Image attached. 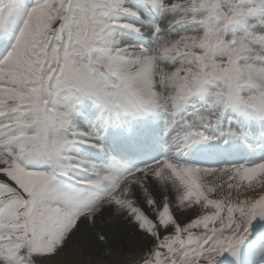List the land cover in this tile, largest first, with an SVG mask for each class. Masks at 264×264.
<instances>
[{
    "label": "snow or ice",
    "instance_id": "6c2138e0",
    "mask_svg": "<svg viewBox=\"0 0 264 264\" xmlns=\"http://www.w3.org/2000/svg\"><path fill=\"white\" fill-rule=\"evenodd\" d=\"M0 264H264V0H0Z\"/></svg>",
    "mask_w": 264,
    "mask_h": 264
},
{
    "label": "rangeland",
    "instance_id": "374dc122",
    "mask_svg": "<svg viewBox=\"0 0 264 264\" xmlns=\"http://www.w3.org/2000/svg\"><path fill=\"white\" fill-rule=\"evenodd\" d=\"M113 258L115 261H119V253H114Z\"/></svg>",
    "mask_w": 264,
    "mask_h": 264
}]
</instances>
